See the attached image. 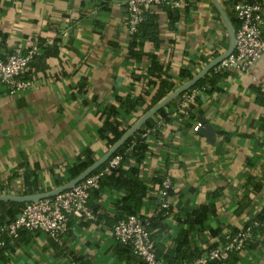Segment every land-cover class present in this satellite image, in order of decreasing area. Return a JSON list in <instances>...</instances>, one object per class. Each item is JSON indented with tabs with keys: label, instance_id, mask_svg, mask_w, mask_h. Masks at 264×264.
<instances>
[{
	"label": "crops",
	"instance_id": "crops-1",
	"mask_svg": "<svg viewBox=\"0 0 264 264\" xmlns=\"http://www.w3.org/2000/svg\"><path fill=\"white\" fill-rule=\"evenodd\" d=\"M165 8L151 11L158 43L144 40L132 48L126 0H0V57L27 50L36 38L42 42L25 73L34 86L11 95L0 85V201H12L2 196L33 195L24 192L25 176L51 190L69 182L68 170L85 154L97 161L108 151L99 135L107 108L115 106L117 118L123 119L127 114L120 100L145 96V105L129 113V123L135 124L159 104L143 111L159 78L174 76L178 89L190 80L178 79L181 70L194 77L229 50L227 24L212 0L177 10L173 22ZM225 13L235 29L234 13ZM140 51L142 56L134 55ZM148 55L156 56L163 72L149 74ZM210 71L203 76L209 86L192 118L180 120L172 106L166 127L147 139L140 174L147 185L138 214L142 218L148 220L161 208L176 213L183 205L213 207L206 222L188 236L191 248L199 250L221 240L211 230L238 232L264 206V54L248 70L232 67L222 76ZM158 117L154 113L148 119ZM202 126L213 131L212 138L199 134ZM133 165L131 159L123 167ZM164 171L172 179L168 208L156 198L159 184L152 181ZM122 196L123 191L104 185L88 200L95 220L72 219L58 241L41 231H25L19 241L10 240L0 264H138L134 253L109 235V227L125 213ZM240 203L246 207L237 214ZM165 214V229L150 230L156 247H170L187 228L172 213ZM252 236L246 249L222 264H264V230Z\"/></svg>",
	"mask_w": 264,
	"mask_h": 264
},
{
	"label": "built area",
	"instance_id": "built-area-1",
	"mask_svg": "<svg viewBox=\"0 0 264 264\" xmlns=\"http://www.w3.org/2000/svg\"><path fill=\"white\" fill-rule=\"evenodd\" d=\"M197 0H126V26L130 35L138 31L154 7L168 6L171 9L188 8ZM226 12H232L238 21L234 29L235 49L232 54L223 58L213 68L215 73L223 74L235 67L248 70L264 54V0H218ZM69 36V31H64ZM42 42L38 38L30 42L23 52H16L5 58L0 57V85L6 88L8 94L17 95L32 88L35 81L25 77V73L41 50ZM205 86H191L180 94L173 110L179 114L180 120L187 121L189 114L197 104ZM264 97V81L260 86ZM165 121L158 117L153 123L139 133L141 138L148 139L160 129L165 128ZM141 128V127H140ZM134 142L130 145V148ZM122 155L113 156L108 164L99 172L92 173L75 184L70 189L52 197L27 202L19 215L12 221L0 225V254L6 248V237L17 240L22 231H41L52 240L63 239L69 230L72 219L94 220L95 214L88 206L90 192L99 187L100 178L110 173L118 166ZM163 180L155 189V196L162 207L170 206L169 190L172 179L168 171H164ZM259 224L254 221L236 233H227L225 241L214 248L205 250L199 257L181 264H209L213 261H226L230 255L242 252L252 240V234ZM109 235L119 244L129 245L138 264H170L159 260L156 256L155 242L147 221L136 215H127L119 219L109 230Z\"/></svg>",
	"mask_w": 264,
	"mask_h": 264
},
{
	"label": "trees",
	"instance_id": "trees-1",
	"mask_svg": "<svg viewBox=\"0 0 264 264\" xmlns=\"http://www.w3.org/2000/svg\"><path fill=\"white\" fill-rule=\"evenodd\" d=\"M164 7H166L165 9L167 10L166 12H167V15L170 21L171 22L177 21L178 20L177 10L171 9L168 6H164ZM232 23L235 28L238 26L237 20L232 21ZM157 35H158V24L156 23V15L150 12L146 15L144 22L140 24V26L138 27V31L134 33L133 35H131L133 38L131 41V47L132 48L135 46L141 47L144 40H150V41H153L154 43H158L159 39ZM141 54H142L141 51L134 53L135 56L136 55L142 56ZM148 59H149V66L147 70L148 72H150L149 74H154L156 72H163L162 66L161 64L157 62L155 55H148ZM210 72L215 76L218 74L214 72V69H211ZM224 74L225 73L223 74L219 73L220 76ZM164 76L165 77L159 78L157 80L158 81L157 91L155 94H152L149 96L150 104L146 106L145 110H143L144 112L147 111L150 106L160 103V101L164 100L166 97H168L171 93L175 91L177 86L174 83V80H175L173 78L174 76H168V75H164ZM177 76L179 77L178 78L179 80H184V79L189 80L193 78L188 69L181 70ZM206 77L207 76L201 77L192 86L193 87L205 86L207 88V86H209V83L208 81H206L207 80ZM144 95H148V94L145 92ZM179 97L180 95L172 99L171 101H169L167 104H165L160 109H158L155 115H159V117H161L165 122L168 121L169 110L172 106L176 104V102L179 100ZM145 101L146 99H145V96L143 95L142 96L140 95L139 97H136V98L127 97V98L121 99L119 103L120 109L124 111V114H127L126 115L127 117L123 119L117 118L119 112L117 108H115V106H111L110 108H107L108 110L106 111V115L104 117L102 127L99 130V135L101 138L105 140L108 150L113 145H115L117 142H119V140L124 136V134L134 125V124L129 123L130 121L128 118L130 115L129 113L135 107L140 108L143 105H145L144 103ZM192 112L193 111H191V113L189 114L188 119L192 118L193 116ZM152 121L150 119L146 120L141 126V128H138L134 133H132L128 138H126L124 142H122V144L117 148L114 154L105 163L100 165L97 169H95L92 172V173H97L100 170H102L108 164V161L113 156L118 155V154L122 155V160L120 164L116 166L115 168H113L109 174L103 175L100 178L99 187L96 189H93L90 192V196H89V199H90L91 195H95L98 192L99 188L101 189V187H103L104 185H107L108 187L116 189L118 191H123L124 196H122L121 202L123 203L122 210L125 213L122 214V216H120L116 221L123 218L124 216L131 215V214L142 218L138 214H141V209L144 205V198L147 193V185L142 180L140 174H141V169H142V163L143 161H145L148 155V144H147V139L141 138L139 136V133L141 132L143 128L150 126L153 123ZM133 142H134V145L132 146V148H130V145ZM131 159L135 161V165L124 168L123 165H128V161ZM95 162L96 160L92 154H89V153L85 154L82 157V159L80 158L78 162L74 164V166H72L68 170V173H69L68 179H73L77 177L82 172H84L86 169L91 167ZM28 178L29 176L28 177L25 176L26 188L24 192H26V194H38V193H42V191L47 192L51 190L50 187L49 188H39V186L36 183H33V184L29 183ZM162 180H163V176H157L152 181L160 185ZM253 181L255 182V183L252 182L253 188L254 190L257 191L258 189L257 183L259 181H256L255 179ZM62 184L63 182L56 183V186H60ZM25 204L26 203H19V202H12V201H0V225L14 220L19 215L20 210ZM88 206L91 208L93 212L95 211L94 207L90 206L89 202H88ZM245 207H246L245 204L244 205L242 203L238 204L237 206L238 210L236 209L237 214H241ZM213 211H214L213 207L211 206L202 205L201 207H193L190 205H183L179 207L176 213L173 212V209L171 210V207L170 209L161 208L158 211L157 215H154L151 218H148V220L146 218H142L144 221H147L148 228L150 230L157 229L158 231L160 230L162 231L163 229H165L166 224L164 222V217L166 216H162V214L165 212H166L165 215H169L170 213H172V215L176 217V219L179 220V222H181L184 225H187L186 230H184L181 235L173 239L170 247H166L164 245L162 246L157 245V247L155 246L157 258L163 262H167L170 264H181L183 262L192 261L195 258L199 257L202 253H204L205 250H199L196 247L191 248V244H190L188 236H189L190 231L194 227H199L203 223H205L208 215L212 213ZM96 218L97 217H95V219ZM254 221L258 222L259 225L255 227L253 234L257 233V231L259 233L263 232L264 230V206L259 211V213H257L255 216H251L250 220L247 222V225L252 224ZM114 225L109 227V230ZM221 231L222 230H218V229H216L215 231L211 230L212 232L211 235L215 237L221 235L222 238L221 240H219V242L210 244L207 250L214 248L219 243H223L225 241L224 237L227 233H236V231H226V232H221ZM23 232L25 231H22L20 233V237ZM20 237L17 240H13V239H10L9 237H6V247L10 243V240H12L13 242H17L20 240ZM152 237L153 236H151V238ZM119 247H121L123 250L127 249V250L132 251L129 245L119 244ZM234 254L230 255V257L233 256ZM226 261H213V262H210L209 264H222Z\"/></svg>",
	"mask_w": 264,
	"mask_h": 264
},
{
	"label": "water",
	"instance_id": "water-1",
	"mask_svg": "<svg viewBox=\"0 0 264 264\" xmlns=\"http://www.w3.org/2000/svg\"><path fill=\"white\" fill-rule=\"evenodd\" d=\"M212 1L214 3V6L217 8V10L219 11V13L221 14L222 18L225 20V22L227 24L228 31H229V35H230V40H231L230 48H229V50L225 54L219 56L213 62H211L210 64H208L199 74H197L192 79H190L188 82H186L181 87H179L178 89H176L168 97H166L164 100H162L156 107H154L147 114H145V116H143L140 120H138L124 134V136L119 140V142H117L115 145H113L91 167H89L88 169H86L84 172H82L77 177L73 178L72 180H70L69 182L65 183L64 185H62V186H60V187H58V188H56L54 190L45 192V193H39V194H33V195H25V196H2V198L3 199H7V200H12V201H18V202L27 203V202L39 200V199L46 198V197H52V196H54V195H56V194H58L60 192H63L65 190H67V189H70L75 184H77L78 182H80L82 179H84L85 177H87L88 175H90L100 165H102L103 163H105L114 154V152L122 144V142H124V140L126 138H128L132 133H134L138 128H140L143 125V123L146 120H148V118H150L154 113L157 112L158 109H160L165 104H167L169 101H171L172 99L176 98L181 93H183L184 91H186L198 79H200L201 77H203L210 69H212L215 65H217L218 62H220L223 58H225V57L229 56L230 54H232L233 51H234V49H235V34H234V29L232 28V26H231V24H230V22H229V20L227 18V15L225 13V10L221 6V4L218 2V0H212ZM199 134L202 135V136H206L208 138H212L213 131L210 130L209 128L207 129V128H205V127L202 126V128L199 129Z\"/></svg>",
	"mask_w": 264,
	"mask_h": 264
}]
</instances>
